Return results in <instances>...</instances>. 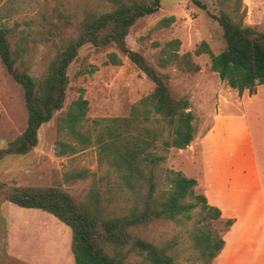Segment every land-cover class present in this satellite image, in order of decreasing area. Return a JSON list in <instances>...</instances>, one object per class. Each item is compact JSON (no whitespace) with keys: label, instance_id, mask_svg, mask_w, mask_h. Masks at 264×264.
Instances as JSON below:
<instances>
[{"label":"rangeland","instance_id":"rangeland-1","mask_svg":"<svg viewBox=\"0 0 264 264\" xmlns=\"http://www.w3.org/2000/svg\"><path fill=\"white\" fill-rule=\"evenodd\" d=\"M198 1L205 8L193 0H162L160 10L140 19L127 37L128 46L143 54L166 77L174 96L190 100L197 129L195 137L210 129L213 115L222 104L235 108L242 97L212 70L209 54H193V61L201 68L198 72L185 71L172 63L161 64V58L165 57L163 51H170L167 44L173 40L181 41L179 55L194 53L202 42H207L214 54L225 48L223 30L214 16L220 15L222 10L230 12L233 1L223 0L224 4L222 0ZM243 3L246 9L244 24L264 32V0H243ZM112 8V4L104 0H0V24L11 30L10 42L14 48L21 47L25 67L40 81L62 43V35L55 34V25L62 27L64 38H73L78 34L81 13L94 11L101 14ZM172 16L175 17L172 22L162 23L163 19ZM111 53H117L122 65L108 63ZM68 75L70 82L63 109L41 127L39 143L30 153L9 155L1 160L0 180L21 187H58L83 202L96 178L109 173L114 182H120L107 163H99L97 146L81 143L63 124L62 119L71 104L84 89L89 111L78 130L95 137L101 129L96 121L128 116L134 104L154 91L155 84L114 44L103 48L85 45L70 65ZM261 91L264 93V88ZM248 116L264 174V112L262 116L253 115L250 108ZM27 122L24 89L10 76L0 58V150L25 131ZM62 142L70 144L76 151L69 149L60 154ZM161 142L156 143L154 150L167 155V160L157 170L159 189L163 191L169 188L167 170L182 172L181 163L191 155L176 148L166 152ZM82 171H86V176L77 177ZM197 193L202 194L198 190ZM121 195L124 196L118 198L114 207L125 211L129 203L125 191ZM189 214V219L154 221L136 229L135 233L158 246L169 243L172 247L169 254L174 257L175 264H204L195 247V235L201 229H210L222 236L228 226L220 219L200 221L203 217L200 205ZM57 241L64 243L67 261L71 256L72 264H75L71 253L72 232L66 224L40 209L22 208L5 199L0 200V264H43L41 260L47 264H65L66 257L62 255L56 254L52 260L40 256L47 246L57 252L60 248ZM243 245L249 248L248 244ZM242 254L243 257L240 255L237 262L232 260V264L252 263L249 251ZM47 256L51 257L45 254ZM127 263L150 264L137 254L130 255Z\"/></svg>","mask_w":264,"mask_h":264},{"label":"trees","instance_id":"trees-1","mask_svg":"<svg viewBox=\"0 0 264 264\" xmlns=\"http://www.w3.org/2000/svg\"><path fill=\"white\" fill-rule=\"evenodd\" d=\"M104 1L111 3L113 8L101 14L81 13L78 34L73 38H64L62 27L55 25V34L62 35V43L40 81L25 67L21 47L14 48L10 42L11 30L0 24V58L10 76L23 87L28 112L25 131L0 150V162L9 155H27L37 147L41 127L64 107L70 82L68 69L81 48L88 44L98 48L114 44L155 84L154 91L134 104L128 116L96 121L101 129L95 137L78 130L89 111L84 89L62 121L81 143L97 146L99 163H107L120 183L114 182L107 173L96 178L86 200L78 202L58 187H21L0 180V200L22 208L40 209L66 224L72 232L71 252L75 264H128L127 259L132 254L142 256L150 264H175L174 257L169 254L172 248L169 243L158 246L141 238L135 230L157 220L189 219V213L199 205L203 216L200 221L221 217L220 210L211 207L206 197L197 193V180L181 171L168 169L166 183L169 188L159 189L157 170L165 163L167 155L154 150L156 143L161 140L166 152L171 148L186 149L197 132L195 115L190 109V100L175 97L166 77L127 44L131 28L140 19L157 13L162 0ZM193 1L205 8L198 0ZM232 1L230 12L222 10L220 15L214 16L226 43L220 53L214 54L209 44L202 42L194 53L179 55L181 41L173 40L167 44L170 51H163L165 57L161 58V64L172 63L185 71L198 72L201 68L193 61V54H209L211 68L221 81L237 90L240 96L246 90L252 95L259 85H264V32L244 24L243 0ZM174 19L172 16L162 23L168 24ZM108 63L122 65V60L117 53H111ZM69 149L76 151L62 142L59 153ZM76 176L85 177L86 171ZM124 191L129 205L125 211H119L114 205L124 196L121 195ZM232 223L229 220L226 225L229 227ZM199 234L195 235V247L204 264H212L225 242L210 229H201Z\"/></svg>","mask_w":264,"mask_h":264},{"label":"crops","instance_id":"crops-1","mask_svg":"<svg viewBox=\"0 0 264 264\" xmlns=\"http://www.w3.org/2000/svg\"><path fill=\"white\" fill-rule=\"evenodd\" d=\"M262 88L264 85H259L252 95L244 92L235 108L222 104L210 129L198 134L189 149L180 150L191 155L181 163L182 172L197 180V190L211 207L220 210V220L233 221L222 234L225 244L212 264L237 262L244 251H249L250 264H264V174L248 116L250 108L253 115H263ZM57 243V252L47 246L41 258L52 260L62 255L65 264H72L71 256L70 263L67 261L64 243Z\"/></svg>","mask_w":264,"mask_h":264},{"label":"bare ground","instance_id":"bare-ground-1","mask_svg":"<svg viewBox=\"0 0 264 264\" xmlns=\"http://www.w3.org/2000/svg\"><path fill=\"white\" fill-rule=\"evenodd\" d=\"M45 216V215H44ZM49 217H51V216H49ZM48 218V217H47ZM50 220V219H49ZM32 221V220H31ZM45 226H47V224L45 225ZM37 229H38V227H37ZM42 229V228H41Z\"/></svg>","mask_w":264,"mask_h":264}]
</instances>
